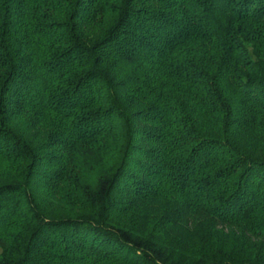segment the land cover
<instances>
[{"label":"trees","instance_id":"16d2710c","mask_svg":"<svg viewBox=\"0 0 264 264\" xmlns=\"http://www.w3.org/2000/svg\"><path fill=\"white\" fill-rule=\"evenodd\" d=\"M0 264H264V0H0Z\"/></svg>","mask_w":264,"mask_h":264},{"label":"rangeland","instance_id":"374dc122","mask_svg":"<svg viewBox=\"0 0 264 264\" xmlns=\"http://www.w3.org/2000/svg\"><path fill=\"white\" fill-rule=\"evenodd\" d=\"M199 228H201V227H199ZM198 227L196 228V231H195V233L198 231V229H199ZM253 240H254V238H252ZM256 249V248H255Z\"/></svg>","mask_w":264,"mask_h":264}]
</instances>
